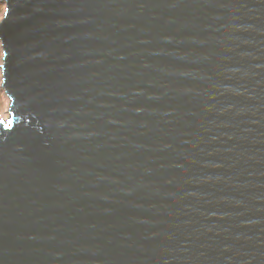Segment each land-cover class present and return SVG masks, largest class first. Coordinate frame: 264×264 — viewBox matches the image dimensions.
<instances>
[{"label": "water", "instance_id": "95a60500", "mask_svg": "<svg viewBox=\"0 0 264 264\" xmlns=\"http://www.w3.org/2000/svg\"><path fill=\"white\" fill-rule=\"evenodd\" d=\"M0 1V264H264V0Z\"/></svg>", "mask_w": 264, "mask_h": 264}, {"label": "rangeland", "instance_id": "374dc122", "mask_svg": "<svg viewBox=\"0 0 264 264\" xmlns=\"http://www.w3.org/2000/svg\"><path fill=\"white\" fill-rule=\"evenodd\" d=\"M5 10H6V6L4 4H2L0 1V20L2 17V13H4ZM2 57H3V55L1 54V50H0V66L2 64ZM1 85H2V71H1V67H0V121L5 122L9 118L8 109L10 106V100L6 96V94L4 93Z\"/></svg>", "mask_w": 264, "mask_h": 264}]
</instances>
